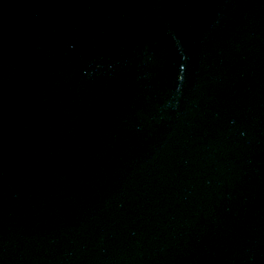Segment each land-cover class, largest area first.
<instances>
[{
    "label": "water",
    "instance_id": "obj_1",
    "mask_svg": "<svg viewBox=\"0 0 264 264\" xmlns=\"http://www.w3.org/2000/svg\"><path fill=\"white\" fill-rule=\"evenodd\" d=\"M0 264H264V0H0Z\"/></svg>",
    "mask_w": 264,
    "mask_h": 264
}]
</instances>
